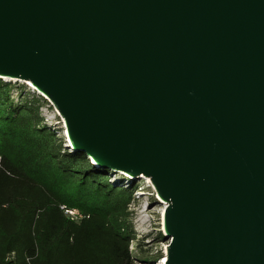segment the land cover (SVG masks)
Returning a JSON list of instances; mask_svg holds the SVG:
<instances>
[{
    "label": "water",
    "instance_id": "95a60500",
    "mask_svg": "<svg viewBox=\"0 0 264 264\" xmlns=\"http://www.w3.org/2000/svg\"><path fill=\"white\" fill-rule=\"evenodd\" d=\"M4 78L70 151L149 178L162 264H264V0H0Z\"/></svg>",
    "mask_w": 264,
    "mask_h": 264
},
{
    "label": "trees",
    "instance_id": "16d2710c",
    "mask_svg": "<svg viewBox=\"0 0 264 264\" xmlns=\"http://www.w3.org/2000/svg\"><path fill=\"white\" fill-rule=\"evenodd\" d=\"M41 99L14 102L0 79V264H135L137 184L112 182L110 170L66 148L43 123Z\"/></svg>",
    "mask_w": 264,
    "mask_h": 264
},
{
    "label": "rangeland",
    "instance_id": "374dc122",
    "mask_svg": "<svg viewBox=\"0 0 264 264\" xmlns=\"http://www.w3.org/2000/svg\"><path fill=\"white\" fill-rule=\"evenodd\" d=\"M11 86L14 102L18 103L22 97H27L28 99L32 96L35 98L39 97L37 93L30 91L22 82L12 83ZM41 98L39 111L43 118V123L54 130L56 135L64 141L61 116L48 99ZM109 178L118 185H124L127 181H131L130 179L124 180V176L118 172L109 173ZM147 179L149 178L142 177L133 181L137 184V188L133 192V201L130 204L132 211L130 226L135 235L132 239H129V252L135 264H147L144 262L147 258L152 261V264H158L162 259L160 257L163 254L164 247L168 243V240L164 239L161 233L162 220L160 210H162L163 204L159 203L155 198L156 192L148 186ZM143 217L145 221L141 223V218Z\"/></svg>",
    "mask_w": 264,
    "mask_h": 264
},
{
    "label": "bare ground",
    "instance_id": "6f19581e",
    "mask_svg": "<svg viewBox=\"0 0 264 264\" xmlns=\"http://www.w3.org/2000/svg\"><path fill=\"white\" fill-rule=\"evenodd\" d=\"M6 81H19V82H22V83H25L27 86H30V88L32 89V90H34V91H36L31 85H30V83L29 82H25V81H23V80H16V79H10V78H4ZM38 94H40L39 92H37ZM41 95V94H40ZM61 118V117H60ZM64 133V132H63ZM65 139V138H64ZM65 143H67V146L68 147H70V143L65 139ZM144 179V178H143ZM146 182L148 183V186H150L152 189H153V191L155 192V190H154V188H153V186H152V184H151V182H150V180L149 179H147L146 180ZM145 182V183H146ZM147 186V185H146ZM155 195V194H154ZM155 198L159 201V203H161V204H163L162 206L164 207V205H165V203L164 202H161L156 196H155ZM162 210H163V208H162ZM162 210H160L161 211V214H162ZM161 216V215H160ZM144 218V217H143ZM143 218H141V223H143L144 221H145V218L143 219ZM161 224V223H160ZM162 225V224H161ZM161 230H163V227H161ZM165 249H166V247H164V250H163V254H162V256L160 257V258H162L159 262H158V264H162V262L165 260Z\"/></svg>",
    "mask_w": 264,
    "mask_h": 264
},
{
    "label": "built area",
    "instance_id": "2783aa9c",
    "mask_svg": "<svg viewBox=\"0 0 264 264\" xmlns=\"http://www.w3.org/2000/svg\"><path fill=\"white\" fill-rule=\"evenodd\" d=\"M0 167H1V156H0ZM66 213L72 215L73 217H77L79 214L77 212V210L73 209V210H64Z\"/></svg>",
    "mask_w": 264,
    "mask_h": 264
}]
</instances>
